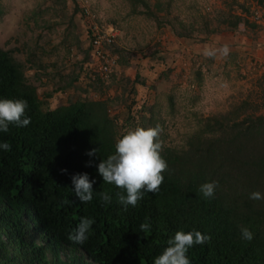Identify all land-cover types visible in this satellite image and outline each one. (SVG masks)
Returning <instances> with one entry per match:
<instances>
[{"label":"trees","instance_id":"1","mask_svg":"<svg viewBox=\"0 0 264 264\" xmlns=\"http://www.w3.org/2000/svg\"><path fill=\"white\" fill-rule=\"evenodd\" d=\"M0 97L25 99L31 117L25 127L0 132L11 145L0 149V264H154L176 231L192 229L210 239L188 249L191 264H264V200L240 204L251 193L264 196V113L237 107L230 118L203 119L182 148L162 147L168 168L159 191L125 209L117 195L123 189L103 181L96 167L118 139L104 101L44 109L21 64L2 47ZM93 148L97 154L89 156ZM85 172L94 191L81 202L71 176ZM206 181L217 182L213 198L199 191ZM81 217L94 223L77 244L69 233ZM146 218L151 229L143 232ZM242 228L251 242L242 240Z\"/></svg>","mask_w":264,"mask_h":264},{"label":"rangeland","instance_id":"2","mask_svg":"<svg viewBox=\"0 0 264 264\" xmlns=\"http://www.w3.org/2000/svg\"><path fill=\"white\" fill-rule=\"evenodd\" d=\"M0 7V47L21 64L44 109L102 100L118 138L137 125L159 126L162 147L177 149L203 119L237 107L264 113L261 0H0ZM94 24L118 32L106 48L115 60L107 72L92 52ZM224 45L228 56L204 55Z\"/></svg>","mask_w":264,"mask_h":264},{"label":"clouds","instance_id":"3","mask_svg":"<svg viewBox=\"0 0 264 264\" xmlns=\"http://www.w3.org/2000/svg\"><path fill=\"white\" fill-rule=\"evenodd\" d=\"M217 51L223 56H228L229 47L222 46L217 50L206 48L205 56L213 57ZM28 103L23 98L0 97V132H7L9 125L25 127L31 122V117L26 115ZM159 126L137 125L123 132L115 143V152L109 154L97 164V171L103 181L115 184L123 191L117 193L118 201L127 209L128 205L135 206L145 192L156 193L164 181V171L167 170V161L161 155L162 144L159 139ZM0 149L9 151L11 145L6 141H0ZM89 156L97 154V149H90ZM91 164V161L88 162ZM66 171V170H63ZM72 190L81 202L91 201L93 198L94 179H90L88 173H76L71 176ZM217 187L216 181H206L200 185L199 191L204 198H213ZM126 193V194H125ZM102 200L111 202V196L107 192L99 193ZM249 199L261 202L264 196L260 193H251ZM67 204L69 201H64ZM94 219L81 217L76 228L69 233V239L77 244H82L91 231ZM143 232L151 229V223L147 220L140 224ZM241 238L245 242H251L252 233L246 228L241 229ZM210 239L207 234L199 230H178L168 240V246L155 257L154 264H191L188 257V249L196 244H203Z\"/></svg>","mask_w":264,"mask_h":264},{"label":"built area","instance_id":"4","mask_svg":"<svg viewBox=\"0 0 264 264\" xmlns=\"http://www.w3.org/2000/svg\"><path fill=\"white\" fill-rule=\"evenodd\" d=\"M90 32L92 52L97 58H100L99 70L107 72L115 60L106 48L115 41L118 32L111 25L104 27L102 24H94L90 28Z\"/></svg>","mask_w":264,"mask_h":264}]
</instances>
